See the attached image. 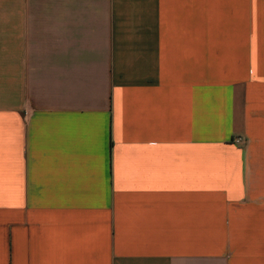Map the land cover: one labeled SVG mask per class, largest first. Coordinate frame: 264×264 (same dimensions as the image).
<instances>
[{"label":"crops","instance_id":"0c3cea01","mask_svg":"<svg viewBox=\"0 0 264 264\" xmlns=\"http://www.w3.org/2000/svg\"><path fill=\"white\" fill-rule=\"evenodd\" d=\"M0 264H264V0H0Z\"/></svg>","mask_w":264,"mask_h":264},{"label":"built area","instance_id":"2783aa9c","mask_svg":"<svg viewBox=\"0 0 264 264\" xmlns=\"http://www.w3.org/2000/svg\"><path fill=\"white\" fill-rule=\"evenodd\" d=\"M243 142V139L242 138H237L236 140H235V143H237V144H240V143H242Z\"/></svg>","mask_w":264,"mask_h":264}]
</instances>
